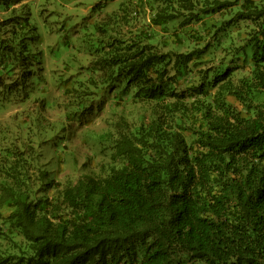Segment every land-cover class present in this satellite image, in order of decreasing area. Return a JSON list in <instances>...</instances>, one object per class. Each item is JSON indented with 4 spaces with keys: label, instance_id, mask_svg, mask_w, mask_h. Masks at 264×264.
<instances>
[{
    "label": "trees",
    "instance_id": "16d2710c",
    "mask_svg": "<svg viewBox=\"0 0 264 264\" xmlns=\"http://www.w3.org/2000/svg\"><path fill=\"white\" fill-rule=\"evenodd\" d=\"M4 1L0 80L19 71L11 86L24 92L41 51L28 49ZM208 20L212 41L179 51L185 28ZM157 28L169 37L156 41ZM96 30L91 73H101L88 82L102 85V102L149 115L134 126L120 116L105 133L108 174L63 189L13 157L0 220L22 241L0 264H264V0H122ZM187 37L206 40L192 29ZM216 51L220 61L202 65Z\"/></svg>",
    "mask_w": 264,
    "mask_h": 264
},
{
    "label": "rangeland",
    "instance_id": "374dc122",
    "mask_svg": "<svg viewBox=\"0 0 264 264\" xmlns=\"http://www.w3.org/2000/svg\"><path fill=\"white\" fill-rule=\"evenodd\" d=\"M122 0H5L2 5H14L12 10L18 20L20 37L31 52L41 51L42 71L31 77L24 92L11 86L20 79V72L4 70L0 80V179L2 169L13 157H21L24 171L37 179L40 166L48 171L49 179L59 183L60 189L75 183L82 175L95 177L108 174L112 161V140L105 133L125 115L131 126L139 116L149 115L147 107L140 108L130 101L118 105L112 98L104 99L99 88L88 82L90 75L99 79L100 70L92 72L99 54L97 44L98 23L107 19ZM10 11H0V21L10 16ZM219 18L215 15L213 20ZM207 24L192 23L185 28V52L204 46L213 37ZM178 25V22L170 24ZM206 37L198 42L189 38L190 30ZM125 32L130 31V26ZM181 33V29L177 32ZM157 40L169 35L157 28ZM211 39V40H209ZM167 48L175 49L176 42L169 39ZM164 51L167 48L161 47ZM222 54H206V63L220 61ZM207 65V66H208ZM201 67V66H200ZM40 75V76H39ZM194 71L190 80L196 79ZM109 87V86H108ZM105 98L108 95L105 87ZM43 194V193H42ZM54 191L46 192L52 197ZM0 252L9 249L17 252L15 241L22 237L7 231L0 220ZM1 258V256H0Z\"/></svg>",
    "mask_w": 264,
    "mask_h": 264
}]
</instances>
